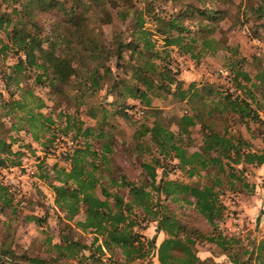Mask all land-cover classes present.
I'll return each instance as SVG.
<instances>
[{
  "label": "trees",
  "instance_id": "16d2710c",
  "mask_svg": "<svg viewBox=\"0 0 264 264\" xmlns=\"http://www.w3.org/2000/svg\"><path fill=\"white\" fill-rule=\"evenodd\" d=\"M146 1L145 8H141L136 6L135 0H0V32L6 33L9 39L1 47L17 58L7 66L9 72L3 71L11 97L6 98L0 91V129L4 127L3 117H11L12 128L22 125L28 130L37 128L47 132L55 128L52 116L37 111L44 104L37 87L46 84L58 87L63 105L74 101L80 106L106 89L109 95L128 93L150 108L154 99L171 92L173 84L176 86L172 95L181 101L189 97L191 103L201 97L199 90L191 93V89H183L182 81L176 79L177 73L168 64L153 61V57H160V51H154L157 47L152 38L154 31L144 28V12L149 13L156 33L166 36L168 44L191 52L199 44L202 51L218 49V40L207 35L215 31L216 11L202 6V3L207 5L208 0H165L175 8V14L168 18L165 9L153 13L154 4L161 0ZM95 5L99 9L100 23L130 22L129 38L123 39L126 29L114 31L109 39L96 25L92 11ZM251 11L264 27V0H259ZM197 16L205 20L197 25L201 37L192 36L190 24L185 22L186 18L195 21ZM207 20L211 21V26ZM60 47L64 49L59 52ZM151 49L155 53L149 55ZM126 52L130 54L127 59ZM112 58L117 60L118 71L107 64ZM234 65L235 84L240 94L227 93L212 103L205 101L200 108L192 107L191 113L179 117H167L161 109H150L154 120L137 131V136L143 140L139 147L151 155L149 161L141 163L143 181H133L124 172L115 176L116 143L107 139V132L85 126L69 109L62 112L63 130L66 134L75 132V144L64 157L67 165H45L42 172L55 194L59 211L67 215V220L57 241L49 235L44 240L47 255L34 248L20 252L14 248L16 237L11 229L18 219L19 202L10 187L0 180V209H6L8 217L2 221L8 229L0 230V264H6L5 258L18 264H59L70 260L79 264H206L210 260H202L196 253L198 239L207 240L226 252L232 264H264V238L259 242L253 238L245 247L240 237L224 235L218 224L226 209L220 199L224 183L235 189V183L228 181V177L243 180L234 172L235 166L264 167V149H254L241 133L232 132L229 116L224 117L228 112L244 124L257 122L264 141V118L259 114V109L264 111V69L253 78L241 67L237 68V63ZM128 71L129 77H123L122 72ZM32 72L36 77L30 84ZM205 89L211 91L206 86ZM17 91L19 98L14 95ZM89 109L93 111L95 107L90 104ZM214 112L224 118L226 126L222 131L205 122ZM118 113L123 117L129 115L125 109ZM203 121L202 144L190 149L192 128ZM0 152L16 158L22 155L21 151H13L1 137ZM160 155L168 164L177 160L173 168L189 179L203 176L205 181L167 179L168 166L159 178L158 166L164 167ZM4 162L0 159V163ZM227 167L230 173L226 172ZM169 200L178 206L192 205L212 230L205 234L190 228L172 211ZM23 218L26 222L43 220L33 214ZM140 219L157 222L169 237L158 248L153 240H142L135 231ZM80 231L94 234L91 244L76 239ZM106 250L111 254L110 262L104 259ZM153 254H157L158 263L152 260Z\"/></svg>",
  "mask_w": 264,
  "mask_h": 264
},
{
  "label": "rangeland",
  "instance_id": "374dc122",
  "mask_svg": "<svg viewBox=\"0 0 264 264\" xmlns=\"http://www.w3.org/2000/svg\"><path fill=\"white\" fill-rule=\"evenodd\" d=\"M258 2L259 0H208L207 5L202 3L203 7L206 6L216 11L215 15L218 17L213 27L215 31L211 34L207 33L209 37L218 40V49L206 51L201 50V44L191 52L179 50L176 44H168L166 36L156 33L154 22L149 13L144 12L146 13L144 28H150L154 31L152 38L156 40L157 46L154 51H160V57H153V61L158 64H168L177 73L176 79L182 81L183 89H191V93L199 90L202 93L201 97L195 98L191 103L188 101L189 97L181 101L172 95L176 86L173 84L171 92H165L164 97L154 99L150 108L142 105L139 100L133 99L132 95L128 93L122 96H117L116 93L109 95L108 92L106 94V89L91 97V101L88 100L87 103L80 106L75 105L74 101L63 105L58 87H51L46 84L45 87H37L38 94L44 100V104L37 111L52 116L56 123L55 128L48 132L39 131L37 128L28 130L25 126L21 127L22 125L12 128L13 120L11 117L2 118L4 127L0 129V137L7 141L13 151L22 152L19 158L0 152V159L5 160L4 163H0V180L10 187V190L16 195V201L19 202L18 219L14 221L13 228L11 227L16 237L14 248L16 247L20 252L34 248L36 252L47 255L44 252L47 248L44 240L49 235L53 237L54 241H57L60 229L67 220V215L59 211L60 209L55 203V194L49 186L48 179L44 178L45 173L42 172L45 165L52 166L55 163L67 165L64 157L75 144L73 138L75 132L66 134L63 130L64 116H62V112L69 109V113L76 119L82 120L85 126H94L96 129H104L107 132V139L116 143L113 156L116 160L115 165H113L115 176L124 172L133 181H143L144 174L141 163L149 161L151 155L139 147V143L143 140L137 136V131L154 120L153 114L151 115L149 112L152 107L161 109L164 116L171 118L179 117L187 112L191 113L192 107L200 108L205 101L212 103V100L217 101L227 93L234 95L241 93L235 84V63H237V68L241 67L253 78L261 68L264 69V27L260 26V20L257 19L255 12L251 11V8L257 6ZM135 4L145 8L147 1L135 0ZM154 7L156 8L153 13L165 9L166 17L169 18L170 15L175 14V8L165 0L156 1ZM92 11L95 13L93 17L95 21L97 20L96 25L105 32L109 39H111L109 36L114 31L121 32L126 29L123 39L129 38L130 22L123 25L117 21L113 24H103L100 23L97 14L98 6L92 7ZM185 22L190 24L188 26L192 31V36L201 37L202 33L198 31L197 25L200 22H205V20L197 16L195 21L193 18H186ZM208 22L211 26V21L207 20V24ZM47 32L48 30L45 34ZM8 40L6 33L0 32V91L6 98L11 97V91L8 90L4 81L3 71L9 72L7 66L12 65L17 60L10 51H4L1 47V44ZM63 49L60 47L59 52ZM154 53L152 49L148 51L149 55ZM129 55V52H126V59ZM107 64H110L113 71H118L116 58L108 60ZM122 73L123 77L130 75L129 71ZM35 77L36 73L32 72L30 84ZM238 79L241 81V77ZM193 84L194 87L191 88ZM205 86L211 91L208 90L207 92ZM14 95L15 98L20 97L18 91ZM90 104L95 107L93 111L89 109ZM123 109L128 112V117H123L121 113H118ZM94 113L96 116H93ZM259 114L264 118L262 109H259ZM228 116L229 128L232 132L241 133L253 145L254 149H264V141L260 135L257 122H250L247 125L234 116L228 115L227 112L224 117ZM205 122L213 125L219 131H222L226 126L224 118L218 112H214L210 120L205 118ZM203 124L204 121L192 128L190 149H197L202 144ZM144 141V144L148 145V142ZM96 143L98 144L95 140L94 144L96 145ZM152 151L154 153V149ZM160 161L164 167L158 166L159 178L162 176L165 166H168L167 179H180L186 182L194 179L205 181L203 176L189 179L179 169L173 168V165L178 163L177 160L173 161V164H168L169 161L160 155ZM243 169L244 171H242ZM230 171L231 169L227 167L226 172L230 173ZM234 172L243 180L239 181L234 177H228V181L235 183V189L231 188L227 182L224 183L222 187L224 190L220 193V199L226 209L224 218L218 224L224 235L240 237L246 247L251 244L253 238L258 242L264 238V167L251 164L247 166L237 165ZM244 183H247L248 186H243ZM168 204L179 219L190 228H197L205 234L212 230L208 221L194 211L192 205L182 203L184 205L178 206L171 200ZM6 212V209H0V230L8 229L2 224V221L8 219ZM32 214L43 218V220L41 222H26L23 217ZM139 222L140 225L135 227V231L140 234L142 240L147 242L153 240L157 248L169 237L164 230L159 228L157 222H147L143 219H140ZM93 238L94 234L81 231L76 236V239L88 244H91ZM99 243H102V240ZM196 253L202 260H210L206 264H232L226 252L207 240L198 239ZM110 257V252L106 250L105 261L110 262ZM5 259L6 264H18L17 261ZM152 260L158 263L157 254H153ZM59 264L79 263L70 260Z\"/></svg>",
  "mask_w": 264,
  "mask_h": 264
}]
</instances>
